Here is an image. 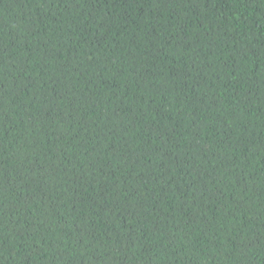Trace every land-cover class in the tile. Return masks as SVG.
<instances>
[{
	"label": "trees",
	"instance_id": "obj_1",
	"mask_svg": "<svg viewBox=\"0 0 264 264\" xmlns=\"http://www.w3.org/2000/svg\"><path fill=\"white\" fill-rule=\"evenodd\" d=\"M0 264H264V0H0Z\"/></svg>",
	"mask_w": 264,
	"mask_h": 264
}]
</instances>
